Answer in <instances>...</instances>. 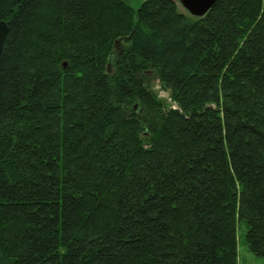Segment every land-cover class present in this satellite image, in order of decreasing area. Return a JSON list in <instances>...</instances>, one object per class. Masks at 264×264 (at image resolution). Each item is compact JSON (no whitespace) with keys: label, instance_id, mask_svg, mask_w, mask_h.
I'll return each instance as SVG.
<instances>
[{"label":"trees","instance_id":"obj_1","mask_svg":"<svg viewBox=\"0 0 264 264\" xmlns=\"http://www.w3.org/2000/svg\"><path fill=\"white\" fill-rule=\"evenodd\" d=\"M130 1L0 0V264L264 260V0Z\"/></svg>","mask_w":264,"mask_h":264},{"label":"rangeland","instance_id":"obj_2","mask_svg":"<svg viewBox=\"0 0 264 264\" xmlns=\"http://www.w3.org/2000/svg\"><path fill=\"white\" fill-rule=\"evenodd\" d=\"M142 0H132L130 1L135 7L140 5ZM179 6V9L183 12L187 10L183 7L180 0H176ZM154 88L159 91L161 97L168 99L169 93L161 89V85L158 80L154 82ZM246 225L240 223L238 238H239V264H264L262 257L254 254L250 251L248 244L246 243Z\"/></svg>","mask_w":264,"mask_h":264},{"label":"water","instance_id":"obj_3","mask_svg":"<svg viewBox=\"0 0 264 264\" xmlns=\"http://www.w3.org/2000/svg\"><path fill=\"white\" fill-rule=\"evenodd\" d=\"M183 7L194 16H204L218 2V0H180ZM9 33V25L5 21H0V62L4 42Z\"/></svg>","mask_w":264,"mask_h":264}]
</instances>
